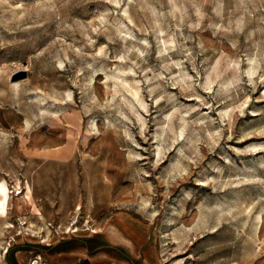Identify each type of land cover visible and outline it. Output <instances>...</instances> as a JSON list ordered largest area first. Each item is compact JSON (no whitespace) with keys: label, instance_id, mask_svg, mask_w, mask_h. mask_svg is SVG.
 Here are the masks:
<instances>
[{"label":"rangeland","instance_id":"374dc122","mask_svg":"<svg viewBox=\"0 0 264 264\" xmlns=\"http://www.w3.org/2000/svg\"><path fill=\"white\" fill-rule=\"evenodd\" d=\"M1 183L0 264H264V0H0Z\"/></svg>","mask_w":264,"mask_h":264},{"label":"bare ground","instance_id":"6f19581e","mask_svg":"<svg viewBox=\"0 0 264 264\" xmlns=\"http://www.w3.org/2000/svg\"><path fill=\"white\" fill-rule=\"evenodd\" d=\"M9 200V193L7 192V188L4 183L0 184V216H3L6 210V206ZM97 232V231H95ZM89 236V235H88ZM105 236V235H104ZM122 235L116 230H110L109 238L112 241L120 242L122 241ZM11 245V244H10ZM138 253V251H137ZM102 258V257H101Z\"/></svg>","mask_w":264,"mask_h":264},{"label":"water","instance_id":"95a60500","mask_svg":"<svg viewBox=\"0 0 264 264\" xmlns=\"http://www.w3.org/2000/svg\"><path fill=\"white\" fill-rule=\"evenodd\" d=\"M24 78V72H19L11 79V82H15L17 80L23 79ZM32 264H37V262H32Z\"/></svg>","mask_w":264,"mask_h":264},{"label":"built area","instance_id":"2783aa9c","mask_svg":"<svg viewBox=\"0 0 264 264\" xmlns=\"http://www.w3.org/2000/svg\"><path fill=\"white\" fill-rule=\"evenodd\" d=\"M32 262H37V261H32ZM32 264V263H31Z\"/></svg>","mask_w":264,"mask_h":264}]
</instances>
